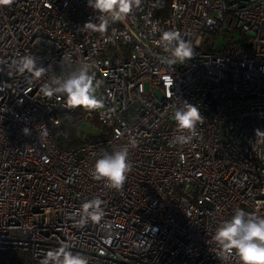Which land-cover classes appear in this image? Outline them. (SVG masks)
I'll return each mask as SVG.
<instances>
[{
    "label": "built area",
    "instance_id": "1",
    "mask_svg": "<svg viewBox=\"0 0 264 264\" xmlns=\"http://www.w3.org/2000/svg\"><path fill=\"white\" fill-rule=\"evenodd\" d=\"M98 17L87 0L0 6V264L4 253L40 264L62 243L89 264H238L222 261L211 237L237 209L264 216V137L255 135L264 131V0H140L104 32L83 28ZM153 25L180 31L195 56L170 66ZM26 54L45 76L15 71ZM82 63L103 101L86 114L107 135L63 149L54 134L71 108L40 87ZM186 102L204 120L190 143L174 145L173 113ZM121 146L132 169L116 190L92 165ZM93 198L104 215L80 226Z\"/></svg>",
    "mask_w": 264,
    "mask_h": 264
},
{
    "label": "clouds",
    "instance_id": "2",
    "mask_svg": "<svg viewBox=\"0 0 264 264\" xmlns=\"http://www.w3.org/2000/svg\"><path fill=\"white\" fill-rule=\"evenodd\" d=\"M12 2L13 0H0V6L10 5ZM87 3L99 14V23L89 21L83 28L104 32L110 24L124 21L134 7L139 5L140 0H87ZM153 31L160 33L161 46L168 53L167 63L170 66L183 65L195 56L192 43L186 40L180 31L161 30L157 25H153ZM68 62L69 58L63 56L61 65ZM13 66L16 72L30 74L34 79L42 78L49 71L30 54L18 57ZM92 68V65L82 63L67 74L53 73L41 85L40 92L46 97L64 98L69 108H102L103 101L96 96L98 82L95 81ZM173 119L182 134L175 136L172 143L184 145L190 143L197 135V125L203 122L204 117L197 106L186 102L174 111ZM255 135L264 137V131L256 129ZM131 143L134 146L135 140ZM128 157V146L102 152L92 165L94 178L104 181L108 188L119 190L132 169ZM77 215L80 226L99 222L104 215L102 201L99 198L85 201ZM211 238L217 246L216 255L222 261L227 262L236 257L238 264H264V216L237 209L230 219L216 226ZM42 256L40 264H89L88 258L73 252L68 243L49 249Z\"/></svg>",
    "mask_w": 264,
    "mask_h": 264
},
{
    "label": "trees",
    "instance_id": "3",
    "mask_svg": "<svg viewBox=\"0 0 264 264\" xmlns=\"http://www.w3.org/2000/svg\"><path fill=\"white\" fill-rule=\"evenodd\" d=\"M219 36L218 34H213L209 38V41H211L210 45H213ZM87 111L88 110L83 108H71L58 115L60 124L55 131L54 141L59 148L65 149L75 147L82 142L107 135V129L99 124L96 117H94L91 122L81 121L82 115L86 114ZM2 255L6 257L9 262L8 264H31L25 256L19 255L18 253H4Z\"/></svg>",
    "mask_w": 264,
    "mask_h": 264
},
{
    "label": "rangeland",
    "instance_id": "4",
    "mask_svg": "<svg viewBox=\"0 0 264 264\" xmlns=\"http://www.w3.org/2000/svg\"><path fill=\"white\" fill-rule=\"evenodd\" d=\"M221 43H222V40H221V37H220V40H219V43H218V47L221 46ZM145 90H148L147 85H145ZM94 115H95L94 113H92L91 116H87L86 114H83V115H82L83 117H81V118H82L81 121H88V122H91V120L95 117Z\"/></svg>",
    "mask_w": 264,
    "mask_h": 264
}]
</instances>
